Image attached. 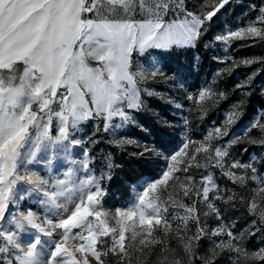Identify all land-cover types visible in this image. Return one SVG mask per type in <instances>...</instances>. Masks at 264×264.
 <instances>
[{
  "label": "snow or ice",
  "instance_id": "snow-or-ice-1",
  "mask_svg": "<svg viewBox=\"0 0 264 264\" xmlns=\"http://www.w3.org/2000/svg\"><path fill=\"white\" fill-rule=\"evenodd\" d=\"M233 2L0 0V264H216L225 255L230 264L264 262V246H246L257 233L264 237V156L242 162L231 154L237 144L264 147V110L226 141L243 100L199 140L188 135L185 118L179 148L164 149L160 176L114 208L106 206V184L119 165L109 154L98 166L92 151L98 133L117 148L141 147L122 131H146L137 116L145 97L158 95L147 83L169 78L164 55L195 49ZM249 10L256 15L204 44L219 43L225 52L213 57L226 65L217 77L264 65V57L227 54L235 41H264V0ZM134 56L145 59L134 63ZM260 70L236 88H248ZM215 83L186 99L204 113L207 101L227 98ZM149 154L160 153L148 145L133 153ZM216 170L242 191L221 187ZM241 204L254 219L235 232L225 213ZM205 239L210 245L201 254Z\"/></svg>",
  "mask_w": 264,
  "mask_h": 264
},
{
  "label": "rangeland",
  "instance_id": "rangeland-1",
  "mask_svg": "<svg viewBox=\"0 0 264 264\" xmlns=\"http://www.w3.org/2000/svg\"><path fill=\"white\" fill-rule=\"evenodd\" d=\"M198 3L199 0H189L190 7ZM260 3L261 0H234L230 6H226L225 9H222L214 17L209 32L201 38L200 43L195 49H175L164 55V71L168 74L169 78L157 77L155 81L147 83L146 86L156 91L158 95L145 97L147 108L137 116L138 122L143 125L146 131L141 130L137 126H131L122 131L123 135L139 141L141 147L125 145L123 148H117L108 143L109 137L107 134H97L100 142L92 146V151L96 156L98 166L99 161L110 154L113 162L119 165L118 168H115L116 171L122 172L123 168L129 169L135 167L134 165L136 164H140L142 169L140 177L131 184L130 194L124 197L117 192V187H120L117 181H114L112 185L107 182L108 196L105 198L107 207L114 208L115 206L125 205L134 198L139 188L146 181L160 176L167 163L164 157L168 155V152L177 150L184 138L185 118L189 122L187 125L188 135L199 140L214 125L219 126L221 124L228 109L243 100V115L232 126L229 135L224 137L226 141L233 133L242 131L258 112L264 110V65L240 66L234 68L231 73H223L222 76L217 77L216 73L226 65L213 59V57H224L225 52L219 43H215L207 48L204 47V44L211 40L214 34L220 30L235 27L237 24H242L245 20L254 17L256 13L249 10V5L256 4L259 6ZM227 54L235 59L264 57V41H235L231 48L228 49ZM137 59L144 60L145 58L134 56V63ZM257 69L261 70L257 73L248 88L243 90L236 88L238 83L243 82L248 75ZM214 79L216 81L212 85L214 90L226 92L227 98L220 100L216 104H213L212 101H207L205 105L206 111L201 113L197 105L193 101L186 99V96L189 93H198L200 88ZM244 91H251V95L244 96ZM177 105H181L182 107L178 108ZM92 131L93 123L90 121L83 128V132L86 135H90ZM251 135L256 136V130H253ZM161 142H163V147H161ZM222 142L215 141V143ZM144 145L155 148L160 154H149L147 156L133 155V153L142 151ZM165 148L168 149V152L164 151ZM244 148L248 149L247 153L242 151ZM231 154L242 162H245L249 160L250 155L257 156L258 158L264 156V147L251 144H237L233 146ZM258 167L264 168V164L258 165ZM216 175L221 187L233 188L238 193L242 191L232 185L226 178L220 177L218 170H216ZM221 207L223 208L222 205ZM225 215L226 218L235 222V232L248 229L251 221L254 219V217L247 213L245 206L242 204L238 205L235 209L229 208ZM208 222L212 226H215L217 223L211 219ZM200 244L199 252L201 254L206 253L210 241L205 239ZM246 246L249 250H256L264 246V237L260 233H257L256 236H252L246 240ZM216 264H230V262L225 255L220 257L216 261ZM260 264H264V262H260Z\"/></svg>",
  "mask_w": 264,
  "mask_h": 264
},
{
  "label": "trees",
  "instance_id": "trees-1",
  "mask_svg": "<svg viewBox=\"0 0 264 264\" xmlns=\"http://www.w3.org/2000/svg\"><path fill=\"white\" fill-rule=\"evenodd\" d=\"M204 55V54H203ZM132 168H123L122 172L113 170V178L109 181V184H113L117 181L120 187H117V192L121 194L122 197L129 195L131 192V184L135 182L142 174V169L140 164L134 165ZM119 188V189H118Z\"/></svg>",
  "mask_w": 264,
  "mask_h": 264
}]
</instances>
